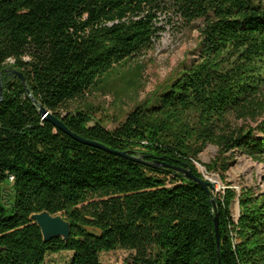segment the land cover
I'll return each instance as SVG.
<instances>
[{"label": "trees", "instance_id": "obj_1", "mask_svg": "<svg viewBox=\"0 0 264 264\" xmlns=\"http://www.w3.org/2000/svg\"><path fill=\"white\" fill-rule=\"evenodd\" d=\"M167 5L188 24L204 21L199 59L113 131L92 110H73L116 65L153 47ZM40 106L153 166L81 144ZM208 144L218 148L209 171L226 172L239 152L264 166V3L0 0V264L62 252L74 253L71 264H102L119 249L135 252L134 264H264V190L242 192L235 220L236 191L210 195L177 170L202 179L195 162ZM42 212L70 223L68 242H44L32 219Z\"/></svg>", "mask_w": 264, "mask_h": 264}, {"label": "rangeland", "instance_id": "obj_2", "mask_svg": "<svg viewBox=\"0 0 264 264\" xmlns=\"http://www.w3.org/2000/svg\"><path fill=\"white\" fill-rule=\"evenodd\" d=\"M258 1L264 3V0ZM157 17L159 32L153 47L116 65L86 99L72 105L73 110H92L95 120L113 131L136 107L154 106L172 80L180 76L183 67L199 59L202 42L200 30L204 21L188 24L169 5L160 8ZM217 156L218 148L208 144L195 164L203 180L210 182L204 179L207 173L214 176L218 186L216 195H224L229 188L236 191L231 213L237 220L242 192L252 190L258 194L264 190V166L239 152L228 155L231 164L226 172L209 171L206 165L211 164ZM135 256L133 251L119 249L103 253L101 261L102 264H134ZM73 257V252L48 254L45 264H71Z\"/></svg>", "mask_w": 264, "mask_h": 264}, {"label": "water", "instance_id": "obj_3", "mask_svg": "<svg viewBox=\"0 0 264 264\" xmlns=\"http://www.w3.org/2000/svg\"><path fill=\"white\" fill-rule=\"evenodd\" d=\"M13 74L17 75L22 79V81L25 84V78L21 73H18L16 71L12 72ZM30 98L33 100L35 104H37V101L33 98L31 93L29 92ZM3 99V88L1 85V100ZM40 115L43 118L44 121L51 122L57 129L65 132L70 137H72L74 140L80 142L81 144L91 146L94 148H98L101 150H104L106 152H109L113 155L123 157L125 159L146 164L149 166H153L152 164L145 162L143 157H139L127 152H120L113 150L99 142L91 141L88 139H85L75 133H73L66 125L65 123L59 119L57 116H55L51 111H49L44 106H40ZM179 172H181L188 180L200 185L203 187L210 195L212 192L215 191L216 187L213 183L207 182L199 177H197L193 171L188 167L183 168H177ZM213 204L216 205V203L213 201ZM32 219L38 224L42 231V235L44 238V242H50L51 240L55 238H62L65 242H68L71 236V225L70 223L62 216H53L49 212H42L38 213L32 216ZM215 227H216V237H217V243H218V252L220 248V219L219 216L216 215L215 217Z\"/></svg>", "mask_w": 264, "mask_h": 264}, {"label": "built area", "instance_id": "obj_4", "mask_svg": "<svg viewBox=\"0 0 264 264\" xmlns=\"http://www.w3.org/2000/svg\"><path fill=\"white\" fill-rule=\"evenodd\" d=\"M12 179V178H11ZM204 179H207L208 181H210L211 183H213L214 185H215V187H216V189H215V194L217 193V188H218V186H217V183H215V178H214V176L213 175H211V174H209V173H207V174H205L204 175Z\"/></svg>", "mask_w": 264, "mask_h": 264}]
</instances>
